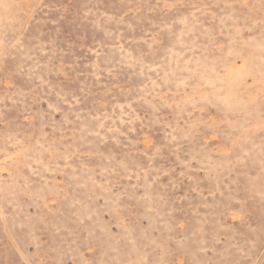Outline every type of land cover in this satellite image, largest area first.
<instances>
[{
  "label": "rangeland",
  "instance_id": "obj_1",
  "mask_svg": "<svg viewBox=\"0 0 264 264\" xmlns=\"http://www.w3.org/2000/svg\"><path fill=\"white\" fill-rule=\"evenodd\" d=\"M0 264H264V0H0Z\"/></svg>",
  "mask_w": 264,
  "mask_h": 264
}]
</instances>
